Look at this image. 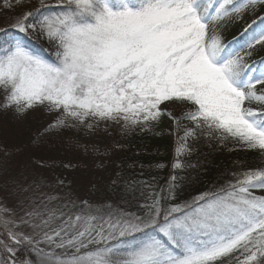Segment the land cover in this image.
I'll list each match as a JSON object with an SVG mask.
<instances>
[{"label": "snow or ice", "instance_id": "snow-or-ice-1", "mask_svg": "<svg viewBox=\"0 0 264 264\" xmlns=\"http://www.w3.org/2000/svg\"><path fill=\"white\" fill-rule=\"evenodd\" d=\"M115 7L109 0H67V10L53 17L37 8L33 22L29 12L12 25L22 36L0 44L5 107L57 113L34 139L43 143L49 128L68 127L69 119L73 127L91 128L89 119L143 127L164 111L177 123L190 122L177 153L191 151L189 138L203 136H230L264 153V66L257 75L254 62L239 55L264 46V17L259 29L253 31V21L230 42L222 43L216 29L221 18L264 11V0H116ZM34 33L57 44L58 63L26 47ZM165 102L188 111L175 117L161 109ZM15 160L0 159V192L13 197L23 214L0 207V242L7 252L0 264H17L19 246L41 258L33 261L30 253L20 264H217L237 253L243 257L237 264H253L264 256V195L255 193H264V168L234 175L190 201L178 202L173 184L166 197L154 194L140 214L93 210L86 201L77 209L69 201L57 215L27 202L36 181L25 186L13 170ZM45 166L43 158L32 164L33 170Z\"/></svg>", "mask_w": 264, "mask_h": 264}, {"label": "trees", "instance_id": "trees-1", "mask_svg": "<svg viewBox=\"0 0 264 264\" xmlns=\"http://www.w3.org/2000/svg\"><path fill=\"white\" fill-rule=\"evenodd\" d=\"M66 10L67 5L56 7L49 14L50 17H53ZM5 29L10 30L11 28ZM20 35L23 34L20 33ZM39 37L31 35L25 40L26 47L46 61L53 64L58 63L57 44L47 38L42 41ZM262 60L264 58L255 63L258 71L256 74H259L261 67L264 66ZM216 137L220 138L219 136ZM117 139L120 140L113 157L111 171L103 173L97 184L93 186L86 182L79 187H69L65 181L63 186L58 185L57 181L62 178L60 174L45 168L33 170L32 164L35 159L30 156L25 147L18 150H0V159L4 155L15 156L13 170L21 173L20 179L25 186L36 181V184H33V190L26 195L29 197L30 194L34 193L35 197L38 196L41 199L39 202L45 206L47 211L56 210L57 215H59V210L69 201L75 202L77 209L82 206L83 201H86L93 210L99 208L104 212L110 210L112 212L122 211L140 214L142 207L146 210V207L152 204L154 194L166 197L170 186L173 184L177 188L178 202L190 201L202 192L215 190L226 185L228 179L217 180L216 176L220 173L216 174V172L227 171L234 161L244 164L241 166L244 171L264 168L262 167L264 154L259 150H235L229 153L222 145L233 140V137L230 136L220 138V141H217L221 147L213 143L214 145L211 144L214 146L212 148H207L203 142L199 141L201 137L195 141L191 139L189 142L191 153L187 155V158L180 159L181 167L176 169L170 161V138L163 130H160V126L157 124L150 122L143 127L130 125L128 128L119 130V133L117 132ZM197 143L199 144L197 145ZM237 174L241 173L236 172ZM2 182V178H0V184ZM71 182L75 186L78 185L77 181L73 182L72 180ZM78 193L79 195H77ZM6 200L12 201L14 199L11 196L7 198L4 196L3 201ZM0 227L2 228V226ZM47 250L45 248V251ZM16 252L17 264H20L22 259L28 258L30 253H32L31 259L33 261L41 259L32 252L31 248L25 246H19ZM6 257L7 252L0 244V258ZM237 257L243 259L237 253L235 256L229 255L220 258L217 264H237ZM253 264H264V256L258 255Z\"/></svg>", "mask_w": 264, "mask_h": 264}, {"label": "rangeland", "instance_id": "rangeland-1", "mask_svg": "<svg viewBox=\"0 0 264 264\" xmlns=\"http://www.w3.org/2000/svg\"><path fill=\"white\" fill-rule=\"evenodd\" d=\"M128 2L134 4L135 0H128ZM109 3L110 7H113V10H118L115 7L116 0H109ZM212 3L215 4L216 0H212ZM234 3H247V0H234ZM41 5H45V7L41 8ZM66 5L67 0H0V44H3L10 35H20V32L12 28L17 18H23L24 15L32 12L33 15L28 21L31 23L37 18L35 9L41 8L42 15L51 16L49 13L52 12L51 10L53 8ZM211 11L214 14V8L211 9ZM232 17L231 19L221 18L216 24V29L221 36L222 43L230 42L233 38L239 37L244 28L252 24L253 21H256L253 26V31L259 29L261 26L260 17H264V11H260L255 15L246 14L243 16V19H236L235 14H232ZM5 28L11 29L8 30ZM32 35L34 37L39 36L35 33ZM211 35L212 29L210 27L209 36ZM39 39H42V41L46 40V38L42 36H40ZM243 39H246V37L241 38L238 43H242ZM246 53L251 54L246 56ZM239 55L241 57H246V61L249 63L254 62L253 67L256 74L258 71L255 63L264 58V46L258 44L253 45L250 48L241 50ZM256 87L259 94L261 86L257 85ZM251 106L258 107L256 104ZM161 109L172 112L175 117L182 116L183 112L188 111V109L180 105L179 102H165L161 105ZM56 117V112L49 113L46 108H38L36 111L20 114L12 107H5V92L3 86H0V150H18L25 147L35 161L43 158L46 165L44 168L48 171L60 174V176H62L60 179L65 181L69 187H79L86 182L89 183V185L91 183V186L97 184L100 176L105 172H110L113 167V157L119 145L118 141L120 140L117 139V132L119 133V130L128 128L130 124H125L122 119L118 121L89 119L87 123L93 125L91 128L79 125L73 127L71 126L72 121L69 119L66 121V124L69 125L68 127L49 128L43 143H41L40 140L34 139L37 132L43 133L49 124L54 123ZM152 122L160 126V130H163L167 137L170 138V161L172 165L180 161L181 158H187V155L190 154L191 151L177 153V148L180 146L181 137H183L182 128L188 126L190 122L188 120H180L177 123L164 111H162L158 120ZM190 140L191 138H189L187 142L189 148ZM199 141L203 142L207 148L214 147L213 143L221 147L217 142L220 141V138L216 136L211 139L207 136H203ZM209 142L210 145H213L210 146ZM225 143L226 144L222 146H225L229 153L235 150L257 151L248 149L246 145L240 143L235 138ZM198 144L199 143H197V145ZM86 148L87 150H85ZM64 165L70 166L64 167ZM243 165L244 164H239L237 161L232 162L231 167L227 171L220 170L216 172V174L220 173L216 176L217 180L221 181L228 179L229 182L233 179L234 175H236V172H245L241 167ZM262 167H264V165ZM72 180L73 182L77 181L78 185H73L71 182ZM225 184H227V182ZM255 193L256 195H264L260 190H255ZM77 195H79V193ZM3 198L4 194L0 192V207L9 206L10 209L16 207L17 212L23 214L17 207L18 202L16 200L3 201ZM39 201H41V199L38 198V196L35 197V194L32 193L29 195L27 202L35 207H39L40 210L45 211L46 214L47 209ZM3 233V227H0V238H2ZM0 244L3 245L2 242H0Z\"/></svg>", "mask_w": 264, "mask_h": 264}]
</instances>
